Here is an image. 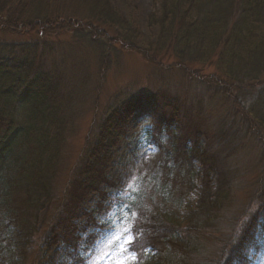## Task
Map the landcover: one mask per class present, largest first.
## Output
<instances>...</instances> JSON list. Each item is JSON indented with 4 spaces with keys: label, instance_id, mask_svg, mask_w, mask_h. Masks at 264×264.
<instances>
[{
    "label": "trees",
    "instance_id": "16d2710c",
    "mask_svg": "<svg viewBox=\"0 0 264 264\" xmlns=\"http://www.w3.org/2000/svg\"><path fill=\"white\" fill-rule=\"evenodd\" d=\"M48 1L0 0V26L9 30L25 23L31 25L27 27V33L38 35L35 41L9 48L12 59L0 57V264H27L30 257H33L31 264H54L55 254L69 264H85L84 253L79 248L83 234L93 230L86 243L93 242L98 237V221L107 202L115 198L121 204L124 199V175H109L108 168L113 150L127 133L128 122L144 107L153 112L155 129L159 133L164 130L172 133V125L180 119L177 101L166 98L161 102L158 92L115 102L100 119L96 142L80 158L67 186L57 195L52 187L53 177L41 169L43 151L51 148H46L49 131H61L66 124L70 115L66 111L70 110L72 101L69 93L66 98L62 95L65 87H62L64 83L58 74L59 65H44L46 57L56 54L54 44L42 37L67 30L65 32L75 35V40L79 37L91 39V43L99 42L103 54L110 52L112 45L96 33L97 27L90 23L80 27L73 23V17L61 21L52 14H37L43 11ZM96 2L94 14L97 18L126 31L124 38L127 40L130 33L123 20L109 7L108 0ZM155 8L149 24L159 30L157 42L150 51H136L155 64H160L162 57L171 59L174 63L170 68L186 72L192 65L215 67L217 77H198L207 92H211L210 99L223 98L227 103L216 125L215 137L225 147L240 148L246 138L252 140L264 175V112L260 113L263 116L258 120L245 112L238 101L246 93L257 92L258 98L251 108H264V0H155ZM56 22H60L57 24L61 29L56 27ZM127 42L125 44L134 49V45ZM197 98V111L201 112L203 97L199 95ZM10 105L28 109L25 123L11 116ZM192 132L191 135L185 132L178 136L182 147L169 151L171 161L167 164H172L167 178L179 174L188 190L199 178L202 182L200 201L203 199V203L197 210L203 208L202 217L210 218V210L219 205L214 201L215 196L212 197V179L217 177L218 183H222L221 199H225L234 174L224 170L223 164L217 166V153L212 145L202 143L196 132ZM198 163L204 168L202 171L197 169ZM9 167L15 173L19 169L20 173L9 177ZM262 180L261 189L253 196L261 205L260 209L237 235L238 239L227 243L217 264H252L246 259V252L264 237V177ZM173 183L177 186V182ZM155 185L157 189L159 184L156 182ZM170 188V184L164 185V196H171L177 190L170 191ZM187 192L173 201L176 207L182 208ZM92 195H95L96 202L90 210H84L86 199ZM145 195L141 191L139 197L132 199V203L127 204L130 210L138 208ZM41 201L54 208L49 211L51 217L46 223L47 231L36 233L44 244L39 256L31 255L27 246L37 237L33 232L28 233L31 209ZM25 234L27 236H23ZM178 237L177 234L167 237L166 242L172 249L167 256L158 252L154 254V264H187L184 259L187 248H190L189 241ZM5 242L8 244L3 246ZM181 245L183 251L179 248ZM57 247H60L59 251Z\"/></svg>",
    "mask_w": 264,
    "mask_h": 264
},
{
    "label": "rangeland",
    "instance_id": "374dc122",
    "mask_svg": "<svg viewBox=\"0 0 264 264\" xmlns=\"http://www.w3.org/2000/svg\"><path fill=\"white\" fill-rule=\"evenodd\" d=\"M108 2L111 10L126 25L127 32L130 33L127 40L134 45V49L125 44L128 43L124 38L126 31L97 18V14H94L96 0H49L43 11L37 12L52 14L61 21L66 17H73V23L80 27L90 23L97 27L95 32L109 40L113 47L110 52L103 54L99 42L91 43V39L79 37L75 40V35L65 32L67 30L58 35L51 33L42 37L54 44L56 54L46 57L44 65H59L58 74L64 83L62 87H65L62 95L66 98L69 93L72 103L70 110L66 111L70 115L66 124L61 126V131L51 129L48 133L50 139L46 148L50 146L52 150L44 149L41 169L46 175L53 177L52 187L59 195L67 186L72 170L80 158L96 142L100 119L115 102L157 92L161 102L166 98L177 101L180 119L172 125V133L165 130L159 133L155 129L153 112L149 107H144L130 119L127 133L113 150L108 168L109 175L123 174L125 177L122 186L123 202L119 204L115 198L107 202L98 221V237L87 245L88 234L94 232L88 231L83 234L79 248L84 253L85 264H118L123 240L132 238L135 264H154L157 252L162 256L169 255L171 247L166 242L167 237L177 234L178 238L185 237L189 241L190 248H187L184 259L187 264H217L227 243L238 239L237 235L261 207L253 199L254 194L261 189L260 183L264 177L257 147L249 138L240 143V148L225 147L215 137L216 125L227 103L223 98L210 99L211 92H207L200 83L201 79H198L201 76L217 77L215 67L192 65L188 67V71L194 75H189L184 70L170 68L174 63L171 59L162 57L161 63L155 64L136 51H150L157 42L159 30L149 24L150 16L156 10L155 0ZM57 23L60 22L55 25L61 29ZM24 24L20 23L17 28L9 30L0 26V57L12 59L9 48L38 39L35 32L27 33V27L31 25ZM199 95L204 102L201 112L197 111L196 105ZM257 98V92H249L238 101L245 112L259 120L264 108H251ZM8 110L18 122L25 123L28 118V109L21 105H10ZM192 131L196 132L202 143L209 142L212 145L217 153L215 164H223L224 170L234 174L227 191L229 195L225 199H221L222 183H218L217 177L212 179V197L215 196L214 201H218L219 205L210 210V218L202 217L203 208L197 210L203 203V199L200 201L202 182L199 178L195 179L190 190L182 184L179 174L167 178L172 164H167L171 161L168 158L169 151L180 149L182 144L179 143L178 136L185 132L191 135ZM179 163L178 160L177 165ZM196 167L199 171L204 169L199 163ZM19 173V169L15 173L11 167L7 172L9 177ZM156 182L159 184L157 189ZM173 182H177V186ZM168 184L171 185L170 191L173 188L177 190L166 197L163 188ZM141 191L146 194L145 199L139 201L138 208L130 210L127 204L139 197ZM185 192L187 196L182 208L176 207L173 201ZM95 202V195L87 198L84 210H90ZM53 208L49 203L41 201L31 209V228L28 233L37 235L33 239L34 243L27 246L31 255L42 254L44 244L36 233L47 231L46 223L50 220ZM262 214L263 211L260 215ZM7 244L5 242L3 246ZM179 248L184 250L182 245ZM56 250L59 251L60 247ZM13 251L16 249L13 248ZM123 258L130 260L128 257ZM246 259L252 264H264V237L255 247L248 249ZM32 260L33 257H30L27 264H31ZM53 263L69 264L59 254L54 255Z\"/></svg>",
    "mask_w": 264,
    "mask_h": 264
},
{
    "label": "snow or ice",
    "instance_id": "6c2138e0",
    "mask_svg": "<svg viewBox=\"0 0 264 264\" xmlns=\"http://www.w3.org/2000/svg\"><path fill=\"white\" fill-rule=\"evenodd\" d=\"M123 257H128L129 259H124ZM135 264L136 256L132 251V238H126L122 242L121 248V259L118 261V264Z\"/></svg>",
    "mask_w": 264,
    "mask_h": 264
}]
</instances>
